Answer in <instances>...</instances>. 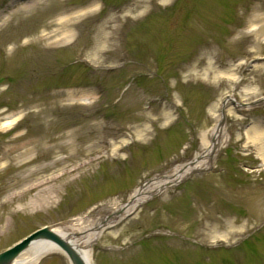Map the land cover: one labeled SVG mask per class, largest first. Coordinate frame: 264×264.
I'll use <instances>...</instances> for the list:
<instances>
[{"label": "rangeland", "instance_id": "obj_1", "mask_svg": "<svg viewBox=\"0 0 264 264\" xmlns=\"http://www.w3.org/2000/svg\"><path fill=\"white\" fill-rule=\"evenodd\" d=\"M30 1L0 0V251L128 203L201 153L223 110L210 166L107 228L91 263L264 264V0ZM85 5L55 42L56 15ZM35 143L36 165L61 161L33 181L71 172L11 199ZM37 193L52 201L22 207Z\"/></svg>", "mask_w": 264, "mask_h": 264}, {"label": "bare ground", "instance_id": "obj_2", "mask_svg": "<svg viewBox=\"0 0 264 264\" xmlns=\"http://www.w3.org/2000/svg\"><path fill=\"white\" fill-rule=\"evenodd\" d=\"M39 1L40 0H31L27 3L28 5H25L26 7H24V9L28 8V6H30L29 4L38 3ZM86 8L87 5L77 6L70 10L62 9L59 14L56 15L57 18L53 21V25H57L58 28H56L52 34V36L55 37V42L64 41L70 37V19H68L66 14L71 13L73 15H78L79 13H84ZM72 11H74V13H72ZM62 16H65L64 20H62V18L60 19ZM51 25L52 24H50V26ZM227 100H230V97H227L223 101V107L225 106ZM221 119V112H219V114H217V120L211 128L210 139L206 144L205 149L201 153H197L191 162L178 166L172 172L141 185L134 191L128 203L113 207L112 211L108 215H99L94 218H89L87 216L73 218L69 222L52 225L51 230L66 240L75 249L85 264H92L88 247L95 243L107 228L115 226L123 218L131 214L141 203L147 200L150 196L159 192L162 188L175 185L187 176V174L196 169H205L210 166L211 158L223 139L224 124L221 122ZM12 124L13 123L11 122L4 123L6 126H10ZM67 145L71 147V143H68ZM55 148H57L58 152L63 151L65 149L64 143H58ZM71 148H73V146ZM35 151L36 153L31 155L32 152ZM42 154L43 149L38 146V143H35V145H26V147L18 153L19 156L28 157L24 162V166H27V170L25 172L18 173L15 184L20 185L25 183V186L15 191L11 195V199H21L22 196L34 188H40V191H43L45 189V185H48L53 180H56L61 174L71 172V169H64L65 172L59 174L51 173L46 176L41 175V177H38L33 181L32 178L36 174H44L47 167L53 166L61 161L60 159H55L47 165H36V163H38V158H40ZM32 165L35 166L33 168H29ZM51 201V197L48 194L40 195L37 193L34 197L29 199L24 206L22 205V207L26 206L33 209L44 203L49 204ZM6 225L7 222L4 223L3 227L5 228ZM56 253L66 256L56 243L49 240H36L23 250L15 259H13L10 264H37L44 256ZM68 264H72L69 259Z\"/></svg>", "mask_w": 264, "mask_h": 264}, {"label": "water", "instance_id": "obj_3", "mask_svg": "<svg viewBox=\"0 0 264 264\" xmlns=\"http://www.w3.org/2000/svg\"><path fill=\"white\" fill-rule=\"evenodd\" d=\"M221 122L224 121L222 111ZM36 240H49L56 243L72 264H85L75 249L58 234L51 230V225L41 226L28 233L11 246L0 251V264H10L23 250Z\"/></svg>", "mask_w": 264, "mask_h": 264}, {"label": "flooded vegetation", "instance_id": "obj_4", "mask_svg": "<svg viewBox=\"0 0 264 264\" xmlns=\"http://www.w3.org/2000/svg\"><path fill=\"white\" fill-rule=\"evenodd\" d=\"M12 244H13V243H12ZM12 244H11V245H12ZM9 246H10V245H9Z\"/></svg>", "mask_w": 264, "mask_h": 264}]
</instances>
